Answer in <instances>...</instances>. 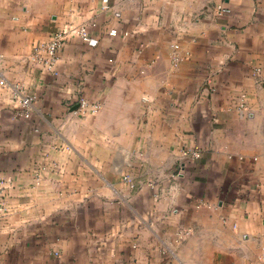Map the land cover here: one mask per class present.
I'll list each match as a JSON object with an SVG mask.
<instances>
[{
    "label": "crops",
    "instance_id": "crops-1",
    "mask_svg": "<svg viewBox=\"0 0 264 264\" xmlns=\"http://www.w3.org/2000/svg\"><path fill=\"white\" fill-rule=\"evenodd\" d=\"M0 56V264H264V0H0Z\"/></svg>",
    "mask_w": 264,
    "mask_h": 264
},
{
    "label": "built area",
    "instance_id": "built-area-1",
    "mask_svg": "<svg viewBox=\"0 0 264 264\" xmlns=\"http://www.w3.org/2000/svg\"><path fill=\"white\" fill-rule=\"evenodd\" d=\"M232 14V9L223 5L222 3H216L214 6V15L217 17L228 16ZM90 25L83 24H74L69 23L64 25L63 27L57 29L53 32L49 39L38 42L33 47L32 52V60L39 66L43 71L49 74H55L57 71V65L59 60L60 51L67 44L68 40L73 35L79 36L83 41L88 42L90 44H96L97 40H94L89 32ZM117 30H111L112 34H116ZM1 57V56H0ZM180 59L178 55L175 56V61L177 62ZM7 82L6 78L2 77L0 79V85H5ZM21 95L22 106L26 110L27 116L31 115V111L33 110V102L36 98L35 94L31 93H23L20 89L17 88V91L14 95V98H18ZM244 97V95H242ZM241 108L245 106L244 102L239 104ZM79 107L80 113L84 116H88L91 114H96L102 108V102L98 100H90L85 96H81L79 99ZM202 148L197 146L195 148H188L184 150V154L191 158L192 160H196L202 155ZM182 168L179 173L183 172ZM125 179L131 180L130 176H126ZM264 261V254L260 258Z\"/></svg>",
    "mask_w": 264,
    "mask_h": 264
}]
</instances>
